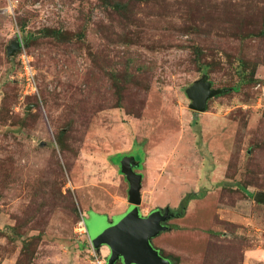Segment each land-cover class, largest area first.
I'll return each instance as SVG.
<instances>
[{
  "label": "rangeland",
  "instance_id": "obj_1",
  "mask_svg": "<svg viewBox=\"0 0 264 264\" xmlns=\"http://www.w3.org/2000/svg\"><path fill=\"white\" fill-rule=\"evenodd\" d=\"M262 30L264 0H0V264H92L93 223L129 208L123 156L140 160V213L176 212L151 240L159 253L264 264ZM18 36H30L37 96L7 57ZM194 47L226 90L201 113L184 93L203 74ZM125 69L135 77L118 95L109 73ZM95 254L105 264L108 249Z\"/></svg>",
  "mask_w": 264,
  "mask_h": 264
},
{
  "label": "water",
  "instance_id": "obj_2",
  "mask_svg": "<svg viewBox=\"0 0 264 264\" xmlns=\"http://www.w3.org/2000/svg\"><path fill=\"white\" fill-rule=\"evenodd\" d=\"M18 39L12 40L7 46V57H13L19 50ZM225 89H213L206 75L185 88L184 93L190 101L189 109L194 112H204L209 99L224 93ZM120 172L128 183L127 201L129 208L115 223L106 222L100 225L93 223V238L90 241L98 250L106 247L109 251L105 264H171L167 258L151 245V240L160 233L167 231L165 224L173 214L168 207L155 209L146 216L140 213L142 175L136 173L139 162L134 156H123L119 163ZM257 203H264V192L253 196Z\"/></svg>",
  "mask_w": 264,
  "mask_h": 264
},
{
  "label": "trees",
  "instance_id": "obj_3",
  "mask_svg": "<svg viewBox=\"0 0 264 264\" xmlns=\"http://www.w3.org/2000/svg\"><path fill=\"white\" fill-rule=\"evenodd\" d=\"M113 7H115L118 11H123L126 12L128 9V5L125 3H114ZM194 28V27H193ZM19 30L23 31L24 30V25L20 24L19 26ZM18 31V32H20ZM43 34L44 36L48 37L51 36L57 40H60L63 37V34L60 33L59 30H53V29H44L43 30ZM253 34L250 33L248 34V36H252ZM259 36L263 37L264 36V30L259 32ZM30 36L27 37H21L23 40V43L26 47V49H28V38ZM245 37V36H244ZM204 52H202L198 47H194V55H195V60L197 62L198 65V70L201 71V73H203L202 75H206V73L208 72V70L210 69V66L208 63H203L201 61V58L204 56ZM17 53L13 56L8 58V60H14V62L18 63L17 60ZM245 63L242 59H237V66L235 67V72L237 73V75L241 76V81H247L249 79V77H246V72H245ZM135 74L131 71H129L128 69H125L124 71H114L112 70L109 73V80L112 84V87L114 89V91L116 92V94L120 95V94H127V92L130 90L131 88V84H132V80L134 79ZM252 78V75H251ZM120 99V98H119ZM63 132H61L62 134ZM61 134L59 133V136H61ZM58 142H60V138H57ZM136 159V157H135ZM138 162H140V160H137ZM190 197H194V195L192 194H188L185 196V198L183 199V203H182V207H184V205L186 204V202L188 201V199ZM228 225H231L228 223ZM161 256H163L164 258H167L169 261L170 259L168 257H166L165 255H163V253H159ZM171 264H174L172 261H170Z\"/></svg>",
  "mask_w": 264,
  "mask_h": 264
},
{
  "label": "built area",
  "instance_id": "obj_4",
  "mask_svg": "<svg viewBox=\"0 0 264 264\" xmlns=\"http://www.w3.org/2000/svg\"><path fill=\"white\" fill-rule=\"evenodd\" d=\"M17 39L19 40L20 48L17 52V61L19 66L18 77L21 81V84L24 88V95L28 96H37L38 95V86H37V79H36V70L33 65V58L31 54L27 51L21 36H18ZM81 225L86 232L84 226V220L82 219ZM87 234V232H86ZM89 246L91 248L92 257L94 261L92 264H103L101 260H99L98 256L95 254V250L92 244L89 241Z\"/></svg>",
  "mask_w": 264,
  "mask_h": 264
},
{
  "label": "crops",
  "instance_id": "obj_5",
  "mask_svg": "<svg viewBox=\"0 0 264 264\" xmlns=\"http://www.w3.org/2000/svg\"><path fill=\"white\" fill-rule=\"evenodd\" d=\"M142 180H143V176H142ZM141 184H142V182H141ZM142 189V188H141ZM188 195V194H187ZM192 195H195V194H192ZM158 209V208H157ZM161 210V209H160ZM127 211V210H126ZM125 211V212H126ZM125 212H123V213H120V214H118V215H122V214H124ZM88 242H89V239H88ZM95 251L97 252V250L95 249Z\"/></svg>",
  "mask_w": 264,
  "mask_h": 264
},
{
  "label": "flooded vegetation",
  "instance_id": "obj_6",
  "mask_svg": "<svg viewBox=\"0 0 264 264\" xmlns=\"http://www.w3.org/2000/svg\"><path fill=\"white\" fill-rule=\"evenodd\" d=\"M137 169H138V168H137ZM171 213L173 214V217H174V216H175V214H176V212H171ZM167 223H168V222H166L165 224H166V225H168ZM168 227L170 228V226H169V225H168ZM108 254H109V251H108Z\"/></svg>",
  "mask_w": 264,
  "mask_h": 264
}]
</instances>
